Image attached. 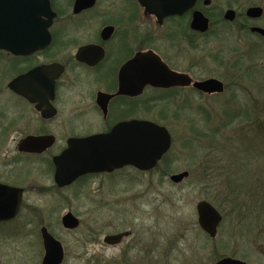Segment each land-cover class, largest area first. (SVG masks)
Masks as SVG:
<instances>
[{
    "label": "flooded vegetation",
    "instance_id": "af4514ba",
    "mask_svg": "<svg viewBox=\"0 0 264 264\" xmlns=\"http://www.w3.org/2000/svg\"><path fill=\"white\" fill-rule=\"evenodd\" d=\"M49 1L55 16L48 28L50 42L46 47L26 55L0 49V184L23 192L17 217L1 223L0 227L17 220L26 207L28 194H68L77 189L80 191L76 192L82 193L86 188H91L94 194H136V174L159 171L162 166L158 177L160 183L164 182L168 178L166 165L177 161V157L169 159V155L174 143L172 128L183 122V93H201L192 85L151 86L146 83L147 74L152 68L161 69L165 64L173 72L188 75L193 82L200 81L193 76L199 66L197 50L212 26L242 21L240 33L248 34V29L251 35L257 36L252 28H263L257 25L264 17L263 7L250 6L263 9L261 17L251 18L247 16L250 7L238 12L232 8V1L224 7L214 5V0H197L186 13L162 20L146 7L151 0ZM229 10L235 11L234 21L225 19ZM195 11H201L209 19V31L201 33L192 29ZM23 17V0H0V21L4 18L13 23ZM43 20L50 21L46 17ZM34 70L33 79L22 80ZM133 122L155 124L171 135V148L156 167L141 171L126 165L112 172L80 175L67 185L57 184L55 160L73 147L74 141L107 135ZM134 138L135 132L131 130H122L118 137L123 143ZM28 140L31 143L24 146ZM31 211L40 212L37 206ZM198 228L208 237L201 248L193 249V256L200 254L196 256L200 264L206 257L208 264L229 257L218 255L221 251H217L216 239L210 238L199 225ZM121 233L128 236L117 244L105 243L106 236ZM93 234L92 244L102 242L101 245L113 248L136 238L130 249H139L140 254L131 257L130 252H126L120 259L112 260L116 264L121 261L167 264L172 261L176 246V241L169 240L171 245L163 250V258L162 244L155 236L138 234L136 237L131 228L106 234L103 239L100 238L102 232ZM216 254L220 256L217 260ZM230 258L248 264L244 258ZM194 259L185 264H192Z\"/></svg>",
    "mask_w": 264,
    "mask_h": 264
},
{
    "label": "rangeland",
    "instance_id": "374dc122",
    "mask_svg": "<svg viewBox=\"0 0 264 264\" xmlns=\"http://www.w3.org/2000/svg\"><path fill=\"white\" fill-rule=\"evenodd\" d=\"M230 1L232 8L238 12L254 5L264 8V0H240L239 3L238 0H214L213 4L226 7ZM241 22L214 25L210 33L201 40L196 55L199 66L193 76L197 80L219 79L225 84L226 91L222 95L212 96L191 95L186 91L183 93V122L172 128L174 143L169 155V159L177 157V164L174 162L166 165L168 178L160 183L158 175L163 170L162 166L159 171L136 174V194H94L91 188L84 189L82 193L76 192L80 191L77 189L68 194H28L26 207L17 220L0 227V264H39L44 256L40 235L42 225L47 226L52 235L63 244V264H116L112 260L120 259L126 252H130L129 256L136 257L140 250L130 249L136 238L128 239L117 248L101 245L102 242L96 241V245L92 244L95 231L102 232L100 238L103 239L106 234L129 228L135 232L136 237L140 234L141 237L150 235L151 238H158L162 244L160 251L163 258V250L171 245L169 240L176 241L171 255L172 261L167 264L191 263L192 257L196 259L192 264H200V259L196 258L200 254L193 256V249L201 248L202 244L208 241V237L198 228L196 205L205 200L208 186H211L212 191L215 189L209 183L201 185L203 189L198 182L204 181H197L196 175H193L195 170L193 171L192 162L195 158L200 159L203 152L202 148H199L198 133L202 129H212L214 122L217 123L216 116L221 107L234 97L241 103H250L251 99L264 102V41L257 35L240 33ZM257 25L264 28V17ZM253 44L257 47L255 55H252L255 62H247L248 66L243 67L242 74L246 76L236 73L238 77L233 79V73L229 74L227 69L232 65V61L234 63L230 58L237 56L228 52ZM253 66L255 72L250 71L249 67ZM209 114L212 122H208ZM261 115L264 116V112ZM255 156H259L257 152ZM263 168L264 161L255 159L251 169L246 170L244 176L262 177ZM186 171L192 172L191 175L179 183L169 179L173 174ZM251 181L253 183V180ZM94 185L96 184L94 183L93 187ZM146 191L150 193L144 194ZM256 192L259 191L252 188L247 194ZM35 206L40 210L37 214L31 211ZM68 211L81 220L80 228L73 232L65 230L61 225V218ZM122 223L126 226H120ZM220 227L215 242L217 251H221L218 255L244 258L248 264H264V232L258 233L257 237H244L245 233L238 228L236 219L228 220ZM91 229L94 231H90ZM245 243L249 245L247 249L242 247ZM218 255L216 254V260L220 257ZM120 264L140 263L121 261ZM203 264H208V257Z\"/></svg>",
    "mask_w": 264,
    "mask_h": 264
},
{
    "label": "water",
    "instance_id": "95a60500",
    "mask_svg": "<svg viewBox=\"0 0 264 264\" xmlns=\"http://www.w3.org/2000/svg\"><path fill=\"white\" fill-rule=\"evenodd\" d=\"M196 1L151 0V4L148 3L146 7L162 20L172 15L186 13L195 6ZM23 7V20L11 23L3 18L0 21V33L4 34L0 35V49L11 51L16 55H26L46 47L50 42L48 28L51 25V19L55 16L49 0H23ZM262 14L263 9L261 7H250L247 11V16L251 18H259ZM43 17L50 19V21L43 20ZM225 19L234 21L235 11L229 10ZM21 23L23 24L22 28ZM191 27L196 31L205 33L209 31L210 21L201 11H195ZM10 28H12L11 31ZM252 31L264 37L263 28H252ZM35 72V70L31 71L22 80L33 79ZM146 83L160 88L192 85L193 88L203 94H222L225 91V85L219 79L210 78L193 82L188 75L173 72L165 64L162 65L161 69L152 68L146 76ZM122 130L135 132L134 141L125 140L124 143L119 141L118 137ZM30 143L31 141L28 140L23 145L27 146ZM171 143V135L167 129L152 123L142 122L119 126L107 135L74 141L73 147L55 160L57 166L56 182L60 186L67 185L80 175L112 172L126 165H133L141 171L152 170L163 155L170 150ZM188 176V172H183L172 175L170 180L179 183ZM22 199L23 192L21 189L0 184V223L16 218ZM196 211L200 228L209 237L216 238L218 228L223 221V215L207 200L198 202ZM80 223V219L71 212L66 213L61 219L62 227L66 230H75L80 226ZM40 232L44 247L42 264H63L65 259L63 244L49 232L47 227H42ZM126 236L128 233L108 235L105 237V243L117 244ZM216 264L245 263L238 259L226 257Z\"/></svg>",
    "mask_w": 264,
    "mask_h": 264
},
{
    "label": "trees",
    "instance_id": "16d2710c",
    "mask_svg": "<svg viewBox=\"0 0 264 264\" xmlns=\"http://www.w3.org/2000/svg\"><path fill=\"white\" fill-rule=\"evenodd\" d=\"M247 33L251 35L248 29ZM258 37L264 41L262 37ZM256 49V44H253L245 49L234 48L232 52H228L237 56L230 58L234 63L232 61V65L227 69L229 74L233 73L231 74L233 79L238 75L246 76L242 74L243 67L248 66L247 62H255L252 55H255ZM249 68L251 72L256 71L254 66ZM262 112L264 102L260 100L251 99L250 103L249 101L241 103L234 97L224 103L216 116L217 123L214 122V127L202 129L198 133L199 148H202L203 152L200 159L195 158L192 162L193 171L195 170L193 175H196L197 181H204L198 184L201 186L209 183L215 189L212 191L211 186H208L204 199L214 204L224 214V223L236 219L238 228L245 233L244 237L251 235L257 237L258 233L264 232V168L261 170L262 177L244 176L245 171L251 169L255 159L264 161ZM207 117L209 122L210 114ZM256 152L258 157L255 156ZM252 188L259 192L247 194ZM247 246L249 245L246 243L242 244L246 249Z\"/></svg>",
    "mask_w": 264,
    "mask_h": 264
}]
</instances>
